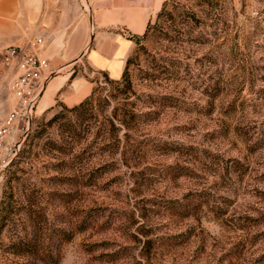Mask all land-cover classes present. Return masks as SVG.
Segmentation results:
<instances>
[{
  "label": "rangeland",
  "instance_id": "374dc122",
  "mask_svg": "<svg viewBox=\"0 0 264 264\" xmlns=\"http://www.w3.org/2000/svg\"><path fill=\"white\" fill-rule=\"evenodd\" d=\"M80 3L89 42L47 61L89 100L34 108L0 171V264H264V0H167L146 36ZM104 31L131 41L118 77L87 58ZM12 77L0 59V119Z\"/></svg>",
  "mask_w": 264,
  "mask_h": 264
},
{
  "label": "crops",
  "instance_id": "0c3cea01",
  "mask_svg": "<svg viewBox=\"0 0 264 264\" xmlns=\"http://www.w3.org/2000/svg\"><path fill=\"white\" fill-rule=\"evenodd\" d=\"M162 1L83 0L96 26H126L133 34L144 32L150 18L158 13ZM80 2L0 0V49L22 44L38 35L44 39V55L50 59L53 69L66 65L89 42L86 16L81 12ZM90 41L92 47L87 51L89 63L107 69L112 77H118L123 54L131 41L121 33L108 31L93 35ZM70 76L71 72L65 71L48 77L37 103L40 111L53 103L55 95H59L66 105L77 104L87 95L90 83L83 78Z\"/></svg>",
  "mask_w": 264,
  "mask_h": 264
},
{
  "label": "built area",
  "instance_id": "2783aa9c",
  "mask_svg": "<svg viewBox=\"0 0 264 264\" xmlns=\"http://www.w3.org/2000/svg\"><path fill=\"white\" fill-rule=\"evenodd\" d=\"M44 39L33 36L22 44L0 50L1 61L13 71L9 83L12 106L0 119V171L17 153L31 115L50 75L44 55Z\"/></svg>",
  "mask_w": 264,
  "mask_h": 264
},
{
  "label": "trees",
  "instance_id": "16d2710c",
  "mask_svg": "<svg viewBox=\"0 0 264 264\" xmlns=\"http://www.w3.org/2000/svg\"><path fill=\"white\" fill-rule=\"evenodd\" d=\"M167 0H164L163 1V3H162V5H161V8H160V10L158 11V13L156 14V16H159V14L161 13V11H162V7L164 6V4H165V2H166ZM151 27V21H149L148 23H147V25H146V28H145V30H144V32L142 33V36H146L147 35V32L149 31V28ZM74 76V74H71V78ZM122 79L124 78V72H123V74H122V77H121ZM121 79V80H122ZM115 82H120V80H117V81H115ZM88 100H89V96H87V97H85L82 101H80L77 105H75V106H73L72 108H70L69 110H71V111H75V110H77V109H79L80 107H82V106H84L87 102H88Z\"/></svg>",
  "mask_w": 264,
  "mask_h": 264
},
{
  "label": "water",
  "instance_id": "95a60500",
  "mask_svg": "<svg viewBox=\"0 0 264 264\" xmlns=\"http://www.w3.org/2000/svg\"><path fill=\"white\" fill-rule=\"evenodd\" d=\"M90 38H92V36Z\"/></svg>",
  "mask_w": 264,
  "mask_h": 264
}]
</instances>
